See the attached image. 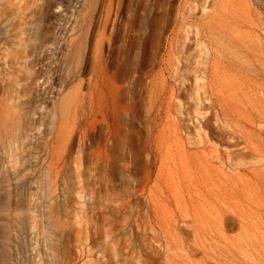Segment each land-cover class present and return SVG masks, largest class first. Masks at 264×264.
<instances>
[{"label":"rangeland","instance_id":"374dc122","mask_svg":"<svg viewBox=\"0 0 264 264\" xmlns=\"http://www.w3.org/2000/svg\"><path fill=\"white\" fill-rule=\"evenodd\" d=\"M80 1L0 0V264H53L51 247L64 245L69 264H98L120 236L133 239L136 256L161 264H264V0H239L252 22L245 27L226 0H144L159 18L144 80L129 94L120 78L101 87L116 92L118 105L131 104L116 116L126 142L109 146L114 104L105 95L101 114H71L55 138L54 110L78 81L63 85L65 46L49 49ZM124 57L134 69L145 59L137 49ZM99 153L112 161L97 163ZM74 156L82 157L80 177ZM52 163L63 167L58 178ZM153 194L180 243L159 227ZM119 198L135 206L122 229L102 218L116 216L108 208Z\"/></svg>","mask_w":264,"mask_h":264},{"label":"bare ground","instance_id":"6f19581e","mask_svg":"<svg viewBox=\"0 0 264 264\" xmlns=\"http://www.w3.org/2000/svg\"><path fill=\"white\" fill-rule=\"evenodd\" d=\"M81 1L80 4L77 3L73 6L74 8L71 7L73 8L72 14L70 13L71 15H68L66 20L64 18L65 21L61 28L62 30L60 35L58 34L62 40L55 42L53 47L49 49L56 50L61 46H65V55L63 56V59L60 60L63 62L65 70V80L63 85L65 86V84L71 80L78 81V84L73 90L61 97L58 102V106L54 110L55 117H57L61 122L60 129H58V133L55 138L59 143L62 127L68 123L71 114L81 112L84 119L88 121L94 118L96 114H101L102 109L104 110L106 108V105H104L102 100L105 96H109V101L111 104H114L113 114L115 119L111 124H107L108 127L105 133L106 145L109 146L110 142L113 141L114 143L115 140L126 142L128 131L127 129H123L121 127L120 123L116 120V116L119 109L129 111L131 109V104L130 102H126L123 106L118 105L116 92L111 90L108 95L106 92L101 90V87L103 84H116L118 78H120L123 81V85L121 87L125 88L126 93L129 94L134 89L131 87V84L143 82L144 79L141 76L143 74L142 70L148 65L149 61L147 58V48H149L148 45L152 41L153 34H157L158 32L157 23L159 22V18L153 19L150 17L149 12L151 8L146 2H144V0H85L84 3H81ZM226 1L229 7L233 4L235 8H237L234 10H236L238 15L241 14L239 10L241 3L239 0ZM59 8H61L60 13H62L60 16L63 15L65 17L67 13H64L66 7L64 8L63 6H60ZM240 16L241 20L238 21L239 27H245L248 24H252L250 21L245 22L243 15ZM26 48L23 49L26 50ZM133 49H137L145 55L143 65H140L139 67L137 66L136 69L133 68L135 62H131L124 57V55H127L128 52ZM107 51L108 55L105 54ZM112 65L117 66V72L110 74L108 67ZM86 71L90 73V77L85 81L82 79V76ZM35 73L38 74V72ZM133 73L135 76H133ZM127 83L128 85H126ZM84 84H86L89 88V91L86 93H82L81 91V87ZM61 91L63 90L61 89ZM50 93H52L51 90L44 89L42 95L47 97ZM103 95L105 96L103 97ZM126 97L129 98L130 96L127 95ZM159 97L160 96H158V98ZM16 107H18V105ZM6 110L5 104H0L1 119H3L6 114ZM104 120L107 122L106 116H104ZM87 141L86 128L82 132L81 152H84V149L85 151L87 150V147H85ZM96 160L97 163H100L102 160L108 163L112 161L109 156L103 157L102 153L97 155ZM70 163L75 167L76 172L80 177L82 175V157L74 156V158L70 160ZM57 164L59 163H52L51 167L54 165V168L52 167L51 169L57 170L56 177L58 178L62 173L63 167L60 168V164ZM150 180L151 177L148 181ZM150 203L152 204V209L157 222L160 225L159 227H161L164 232L167 241L175 244L180 243L181 238L177 228H175V226L173 227L172 221L168 218L169 213L167 214L168 208L165 202L153 194ZM134 207L135 206H133V200L131 198H126L125 200H120V198L116 199L115 204L108 208V212L116 214V216L112 215L111 217H107L104 215L102 216L103 221L111 224V227L112 225H118L120 227L119 229H122L130 224L129 220L133 216ZM125 212L129 213L128 217L124 216ZM97 224L100 223L98 222ZM137 227L139 229L140 226ZM99 229H102L101 225ZM113 229L114 227L111 230ZM139 230H141V227ZM77 232L80 231L77 230ZM112 234L114 235V232L111 233V235ZM120 235L121 233L119 231L115 233V236L117 237ZM103 247L104 253H102V255L105 260H100V262L98 261L99 263L102 261V264H161L159 259L158 261L154 258L145 259L140 254V256L137 255V257L132 238L123 240L120 236L119 238H116L114 242H108ZM69 249L70 246L67 245H64L62 249L56 246L51 247L52 261L51 259L49 260L51 263L53 262V264H69L70 261L68 259L66 260L62 255V253L66 255Z\"/></svg>","mask_w":264,"mask_h":264}]
</instances>
